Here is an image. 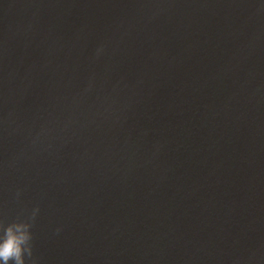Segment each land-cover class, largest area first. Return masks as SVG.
<instances>
[{"label": "water", "instance_id": "1", "mask_svg": "<svg viewBox=\"0 0 264 264\" xmlns=\"http://www.w3.org/2000/svg\"><path fill=\"white\" fill-rule=\"evenodd\" d=\"M37 205L36 264H264V0H0V217Z\"/></svg>", "mask_w": 264, "mask_h": 264}, {"label": "clouds", "instance_id": "2", "mask_svg": "<svg viewBox=\"0 0 264 264\" xmlns=\"http://www.w3.org/2000/svg\"><path fill=\"white\" fill-rule=\"evenodd\" d=\"M105 48L106 45L97 48V58L105 51ZM50 132L51 129L42 128L32 140L33 148L40 146L42 138L48 137ZM16 195L19 199L20 192L17 191ZM39 211L37 205L30 212H22L21 215L11 221L0 217V264H26V262L27 264H36L33 257V233L31 229ZM59 231L60 229H57V232Z\"/></svg>", "mask_w": 264, "mask_h": 264}]
</instances>
